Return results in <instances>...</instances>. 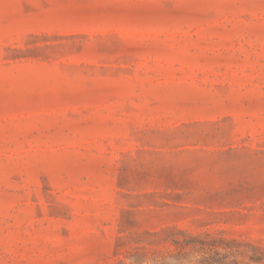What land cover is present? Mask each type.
<instances>
[{"label": "rangeland", "instance_id": "obj_1", "mask_svg": "<svg viewBox=\"0 0 264 264\" xmlns=\"http://www.w3.org/2000/svg\"><path fill=\"white\" fill-rule=\"evenodd\" d=\"M0 264H264V0H0Z\"/></svg>", "mask_w": 264, "mask_h": 264}]
</instances>
